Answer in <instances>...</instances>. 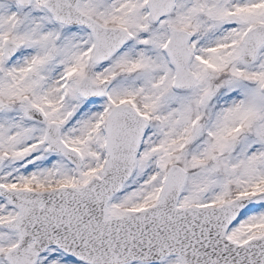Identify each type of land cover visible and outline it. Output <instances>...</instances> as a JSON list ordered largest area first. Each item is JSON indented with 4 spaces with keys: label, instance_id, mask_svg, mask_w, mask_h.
Listing matches in <instances>:
<instances>
[{
    "label": "snow or ice",
    "instance_id": "snow-or-ice-1",
    "mask_svg": "<svg viewBox=\"0 0 264 264\" xmlns=\"http://www.w3.org/2000/svg\"><path fill=\"white\" fill-rule=\"evenodd\" d=\"M0 264H264V0H0Z\"/></svg>",
    "mask_w": 264,
    "mask_h": 264
}]
</instances>
